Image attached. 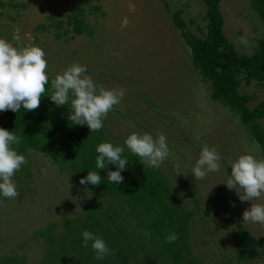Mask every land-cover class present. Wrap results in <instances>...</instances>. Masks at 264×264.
<instances>
[{"label":"rangeland","instance_id":"374dc122","mask_svg":"<svg viewBox=\"0 0 264 264\" xmlns=\"http://www.w3.org/2000/svg\"><path fill=\"white\" fill-rule=\"evenodd\" d=\"M89 5L99 9L90 11ZM80 7L90 36L74 34L66 22L60 32L68 31L60 36L52 26L36 29L49 22V14L64 20ZM219 10L228 42L237 53L250 55L264 37V18L250 0H220ZM175 11L185 30L205 36L203 0H0V38L17 48H42L50 79L79 63L97 85L125 91L101 130L90 133L87 125H71L69 120L72 132L114 146H123L133 132L165 135L169 158L159 168L146 167L149 174L136 170L133 177L137 186L151 176L164 184L160 197L173 220L165 217L163 227L167 235L178 236L167 243V235L152 226L155 217L142 204L107 194L99 186L81 185L90 170L77 153L56 160L27 147L18 153L27 163L12 178L18 196L0 195V264H264V225L243 222V211L252 202H241L224 183L241 154L264 159L262 146L236 109L211 97L210 82L193 67L191 49L173 23ZM236 78L239 95L249 97L246 106L264 109V80L245 84L241 74ZM61 111L69 115L67 105L57 107L45 95L39 108L28 112L48 121ZM9 113L0 112V124ZM258 121L264 130V111ZM204 146L217 150L221 168L194 180L191 168ZM124 153L143 167L126 147ZM239 229L262 242L254 258L237 256ZM85 230L109 247L103 259L96 258L91 242L83 246Z\"/></svg>","mask_w":264,"mask_h":264},{"label":"clouds","instance_id":"9594fccd","mask_svg":"<svg viewBox=\"0 0 264 264\" xmlns=\"http://www.w3.org/2000/svg\"><path fill=\"white\" fill-rule=\"evenodd\" d=\"M46 69L47 61L42 48L39 46L17 48L0 38V112L11 110L18 113L21 107L27 111L38 109L41 98L46 93L45 86L49 83ZM86 72V66L72 63L51 79L47 96L57 107L68 106V120L72 122L71 125H87L91 133L103 128L104 118L121 102L125 91L97 85ZM20 143L19 136L0 127V195L5 198L18 196L12 178L22 165L27 163L25 156L18 154L13 147L19 146ZM125 147L140 158L139 161L144 167L159 168L170 156L163 133L157 134L154 138L147 132L143 134L133 132L124 140L123 146H114L110 142L99 143L95 148L98 154L95 166L97 169H104L108 164L115 165V171L108 170L107 180L116 185L123 182L121 172L128 165L127 157L122 158ZM220 159L215 148L204 146L191 168L193 179L202 180L208 173L218 172L221 168ZM101 178L97 171H89L79 183L98 186ZM224 183L229 190H235L241 202H252L251 207L243 211V222L264 225V203L254 202L264 199V159L257 160L249 153L241 154L231 164L230 175ZM81 235L83 246L88 247L91 242V249L96 253L97 259H103L110 252L105 241L94 233L85 230ZM165 239L167 243H172L178 236L171 233ZM111 251L115 252L114 249Z\"/></svg>","mask_w":264,"mask_h":264},{"label":"trees","instance_id":"16d2710c","mask_svg":"<svg viewBox=\"0 0 264 264\" xmlns=\"http://www.w3.org/2000/svg\"><path fill=\"white\" fill-rule=\"evenodd\" d=\"M203 2L206 5L207 19L206 34L203 38L185 30V22L180 17L179 11L173 12V23L180 29L181 35L191 49L193 67L203 81L210 82L211 97L229 103L239 112L240 118L252 127L254 138L262 146L264 154V130L258 121V117L262 115L264 109L263 107L249 109L246 106L249 97L239 95L237 91L239 79L236 78L241 74L245 84H250L253 80L257 82L264 80V37L257 40L256 47L250 55L237 53L222 32L223 19L219 10L220 0H203ZM250 4L264 18V0H250ZM98 9L96 5H89L90 11ZM84 12L83 7L77 8L65 14L64 20L49 14L47 16L49 22L36 25V29H47L48 26H52L56 30L55 35L60 36L62 32L68 31L63 29L60 32L66 22L71 26V31L74 34L85 33L90 36L92 30L84 22ZM50 84L51 79L49 78V83L45 86V95L49 94ZM41 122L42 125L36 127ZM0 127L12 131L13 134L21 138L20 145L13 146L17 153L24 152L27 147H34L46 152L56 160H59L63 154L71 158L72 153H77L85 168L97 171L102 177L101 183L98 185L100 189L107 194L114 193L117 196H123L131 204H142L144 211L152 213L155 217L156 221L152 226L158 229L160 234L167 235L163 227L165 217L169 221H172L173 218L164 200L160 197V193L166 190L164 184L157 177L151 176L137 186L136 179L133 177L134 172L141 170L143 174H149V170L144 166L137 165L136 159L125 153H122V158L127 157L128 165L121 172L124 177L123 182L116 185L108 181V170L115 171L116 166L108 164L104 169H97L95 166V159L98 155L95 148L104 141L97 137L91 139L84 132H72L68 116L64 112L61 111L56 117L49 118L48 121H42L21 107L18 113L10 110ZM161 210L165 214H162ZM261 244V241H257L244 229H239L236 232L235 249L239 258H254L258 253V245Z\"/></svg>","mask_w":264,"mask_h":264}]
</instances>
